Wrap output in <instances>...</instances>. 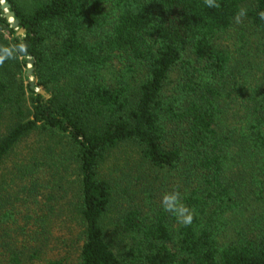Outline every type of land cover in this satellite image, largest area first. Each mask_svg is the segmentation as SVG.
<instances>
[{"label": "trees", "instance_id": "1", "mask_svg": "<svg viewBox=\"0 0 264 264\" xmlns=\"http://www.w3.org/2000/svg\"><path fill=\"white\" fill-rule=\"evenodd\" d=\"M5 1L19 25L0 4V55L20 38L28 55L0 65V233L10 217L16 233L0 237V264H264V0L247 9L259 38L240 53L221 33L249 0ZM33 134L63 138L77 163L75 228L60 222L52 243L37 189L56 161L41 144L7 165ZM125 144L134 195L101 170ZM174 188L190 225L161 206Z\"/></svg>", "mask_w": 264, "mask_h": 264}, {"label": "rangeland", "instance_id": "2", "mask_svg": "<svg viewBox=\"0 0 264 264\" xmlns=\"http://www.w3.org/2000/svg\"><path fill=\"white\" fill-rule=\"evenodd\" d=\"M24 6H29L31 0H20ZM254 3V0H249L247 4L244 5L243 8L248 9L251 7V5ZM9 10H6L8 12ZM11 20V19H10ZM221 37L223 41L227 44H230L232 50H237V52H241L240 50L243 49V45L248 43L249 46H254L253 43L257 42L259 38V31L251 24V22L248 20L247 16L240 17L239 22H237V19L235 18L231 28L221 33ZM249 48V47H247ZM259 62L262 63L264 68V58H258ZM29 68L33 69V66L31 63L28 65ZM27 70V74L30 76V79L28 82H34V85L36 84V80L34 77H32V73L29 74ZM34 71V69H33ZM35 87V86H34ZM41 88L44 87H38L37 90L39 91ZM46 91V90H45ZM49 143H52L51 146H49ZM42 144V147L39 150L40 157H45L50 162L56 161L57 168H55L56 171L46 169V175L44 176L45 179L41 182V185L38 187V193H39V202H40V208L42 210V213L44 216H52V220L55 219L56 224L54 223L51 227V233L47 234L45 238L48 237L46 241L53 242V239L56 237L54 234L59 235L63 233L64 225L68 224L69 226L72 225L74 228L75 226L72 223V217L77 216V201L79 198V185L76 181L75 176V170L77 167L76 158L73 154V152L70 149V144L64 141L63 138H50L45 135L40 134H33L29 138L23 140V142L19 145L17 150L15 151V155L10 158L11 160L7 162V165L11 169L14 168V164L17 161H21L22 159L27 160V157L31 154V152L34 149H37ZM46 151L47 153H43ZM135 152V148L132 145L125 144L119 148L116 149V152L112 154L109 161L102 166V174L103 176H107V178L111 180H117V184L119 185V193L127 194L131 193L133 194L132 185L134 181H136L137 170L134 167V160L132 153ZM17 167V166H16ZM47 167V166H44ZM6 172V170H5ZM54 173H57L58 175H55ZM60 175L64 176L66 179H60ZM7 178H12L13 175L10 173L7 175ZM46 181V182H44ZM129 181V182H128ZM14 182L11 183L12 188H14ZM126 187V188H125ZM125 188V190H123ZM135 190V188H134ZM9 193H13V190L11 187L7 190ZM51 192L54 197L53 200L49 201V193ZM23 194L24 198L22 199V202H19L18 205H20V208L26 207V201L28 197V193L20 192ZM36 195V193H35ZM57 198H55V196ZM134 195V194H133ZM28 205V202H27ZM53 206L54 210L49 212V207ZM1 210V208H0ZM115 208H113L109 214V216L115 215ZM6 211V210H5ZM10 216H17V215H10ZM65 220V222H64ZM63 225L60 226L59 224ZM12 219L10 217L8 223H6L7 228L2 227L4 230L0 233V237L5 235V240L10 237V240L14 242L12 239L14 237V228H11ZM23 224V223H22ZM54 225H56L54 227ZM30 229V228H27ZM26 230V229H25ZM59 230V231H58ZM26 232H28L26 230ZM30 236L28 238V241L35 244V233L29 232ZM21 240H24L21 236H19ZM46 245V244H45ZM52 244H47V247L44 249V253H48L50 246ZM42 264V263H41Z\"/></svg>", "mask_w": 264, "mask_h": 264}, {"label": "clouds", "instance_id": "3", "mask_svg": "<svg viewBox=\"0 0 264 264\" xmlns=\"http://www.w3.org/2000/svg\"><path fill=\"white\" fill-rule=\"evenodd\" d=\"M4 0H0V4H3ZM204 4L209 8H219L220 4L218 0H204ZM247 14V9L241 7L237 13V22H239L240 17H243ZM260 19L264 20V10H261L258 13ZM0 47H3L0 45ZM27 44L24 42L23 38H20V42L16 44L15 49L7 48L5 49L6 55H0V65H3L5 60L14 59L17 57H26L28 55L27 52ZM161 206L163 210L171 215H173L176 220L187 226L190 225L193 218L194 212L190 209L186 204L183 203L181 193L178 188H174L172 191L165 192L161 199Z\"/></svg>", "mask_w": 264, "mask_h": 264}, {"label": "water", "instance_id": "4", "mask_svg": "<svg viewBox=\"0 0 264 264\" xmlns=\"http://www.w3.org/2000/svg\"><path fill=\"white\" fill-rule=\"evenodd\" d=\"M10 3L5 1L4 0V3L2 4V8L5 9V10H9L8 12H6L5 16L9 19H11L12 21V26L13 27H17L19 25V20L15 18V13L14 11L10 10ZM25 32V28L24 27H21L18 31V34H24ZM29 63H33V59H29ZM33 72V69L32 68H29L28 70V73L31 74ZM31 86L34 87V82L31 83ZM39 92L45 96H48V94L46 93L45 89L44 88H41L39 90Z\"/></svg>", "mask_w": 264, "mask_h": 264}]
</instances>
